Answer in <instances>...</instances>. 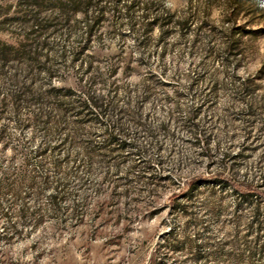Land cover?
<instances>
[{"label":"rangeland","instance_id":"374dc122","mask_svg":"<svg viewBox=\"0 0 264 264\" xmlns=\"http://www.w3.org/2000/svg\"><path fill=\"white\" fill-rule=\"evenodd\" d=\"M86 1L0 0V45L29 58H0V264H264V0ZM30 70L100 73L84 133L134 145L40 152L36 108H2Z\"/></svg>","mask_w":264,"mask_h":264},{"label":"trees","instance_id":"16d2710c","mask_svg":"<svg viewBox=\"0 0 264 264\" xmlns=\"http://www.w3.org/2000/svg\"><path fill=\"white\" fill-rule=\"evenodd\" d=\"M60 1L62 2V0ZM86 3V0H64L63 4L69 7L70 12H75L79 11ZM130 5L132 6L133 3ZM131 6L128 7V11H130ZM100 13L101 11L98 13V18L100 17ZM165 15L164 18H161L162 21L168 20L179 23L178 25L180 26L184 25V22L172 21V16L168 13ZM25 42H29V38H25ZM1 45L3 47H1ZM1 45V59L15 61H26L29 59L24 56V52H21L23 49H19L27 46V44H23L22 41L18 43L19 47L7 43H2ZM32 60L37 61L38 59L36 56H32ZM41 71H44L47 75L44 85L39 84L40 72L37 70L25 72V82L19 81V75L14 74L13 88L6 93V99L2 100L3 110L9 106L8 99L11 101L15 112H19L23 106L28 105L36 108L37 112L34 115L33 124L35 126H42L44 137H47V139L45 138L42 142V147L39 149L40 152L43 154H50V152L60 148L62 149L67 145H79L82 149V153L86 156L85 160H81L86 163L93 160V158L97 156L96 154L101 151L113 152L114 150L110 149L112 146L124 150V148L134 145L132 141H127V139L122 137L121 124L118 121L115 126L106 130V137L101 141H96L91 138L94 134H87L90 136H86L84 133V128L88 123L93 124L95 121L106 119L109 116L108 109L100 103L99 98L94 96L92 91L94 84H105L100 73L93 74L88 79V85H83L84 91L82 92V89L56 84L54 78H59L56 71ZM152 77L154 76L151 73L148 75L147 80ZM114 99L115 97L113 96L111 102H113ZM53 136L54 139H56V145L50 146L48 139ZM196 139L197 141L200 139L197 134ZM67 156V159H70V152L67 153ZM60 197L61 193L57 192V190L51 195V204L54 207L58 200H60ZM21 213L24 215V213H26V208L23 207ZM4 216H9L8 210L4 213Z\"/></svg>","mask_w":264,"mask_h":264}]
</instances>
